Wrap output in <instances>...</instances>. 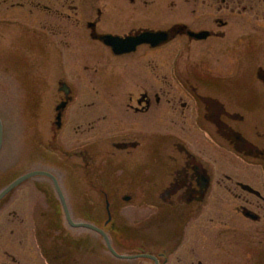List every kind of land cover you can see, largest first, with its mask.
Instances as JSON below:
<instances>
[{
	"label": "flooded vegetation",
	"instance_id": "obj_1",
	"mask_svg": "<svg viewBox=\"0 0 264 264\" xmlns=\"http://www.w3.org/2000/svg\"><path fill=\"white\" fill-rule=\"evenodd\" d=\"M7 33L56 92L0 264H83L67 212L140 256L116 262L264 264V0H0Z\"/></svg>",
	"mask_w": 264,
	"mask_h": 264
},
{
	"label": "rangeland",
	"instance_id": "obj_2",
	"mask_svg": "<svg viewBox=\"0 0 264 264\" xmlns=\"http://www.w3.org/2000/svg\"><path fill=\"white\" fill-rule=\"evenodd\" d=\"M12 41L10 33L0 39V116L5 127L4 144L0 151V189L10 180L26 174L30 170L31 114L35 110L39 114H45L51 109L52 95L56 92L53 80L44 79L40 74L41 67L38 69L24 66L14 68L10 51ZM253 95L257 101L261 99L255 87H253ZM39 118L41 121V117ZM44 123L39 125L42 126ZM43 135L38 133L39 137ZM25 189V186L20 188L22 191ZM140 200L142 199L138 198L137 202ZM129 214L127 213V215ZM150 215L133 214V216H129L136 221L139 220L138 222H143ZM77 217L84 218L83 213ZM5 218L7 217L3 219ZM81 229L83 228L78 230L81 242L77 244V249L80 250L83 264H125L113 260L101 237ZM67 234L73 237L74 231L67 228ZM227 262L223 264H232V261Z\"/></svg>",
	"mask_w": 264,
	"mask_h": 264
},
{
	"label": "water",
	"instance_id": "obj_3",
	"mask_svg": "<svg viewBox=\"0 0 264 264\" xmlns=\"http://www.w3.org/2000/svg\"><path fill=\"white\" fill-rule=\"evenodd\" d=\"M167 37L165 35H162V34H157V44H160V42H165L167 39ZM3 146V123L1 121V118H0V150ZM40 175V174H43L42 172H35V173H31V174H27V175H24L23 177L19 178L18 180H16L15 182H13L10 186H8L1 194H0V200L6 195L8 194L10 191H12L14 188H16L20 183L24 182L25 180H27L28 178H30L32 175ZM67 219L68 221L70 222V224H72L74 227H84V228H87V229H90V230H93L97 233H99L100 235L103 236V238L105 239L106 241V244L109 248V250L111 251L112 254H114L115 256L117 257H120V258H135V257H127V256H122V255H119L112 247V244L107 236V234L100 228L92 225V224H88V223H78V224H75L72 222L71 218H70V215L69 213L67 212ZM145 257H149V256H145ZM150 258L154 259L155 258L153 256H150Z\"/></svg>",
	"mask_w": 264,
	"mask_h": 264
}]
</instances>
